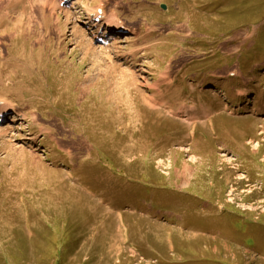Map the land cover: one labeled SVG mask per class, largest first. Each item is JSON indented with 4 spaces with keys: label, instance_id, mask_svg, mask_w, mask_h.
Returning <instances> with one entry per match:
<instances>
[{
    "label": "rangeland",
    "instance_id": "rangeland-1",
    "mask_svg": "<svg viewBox=\"0 0 264 264\" xmlns=\"http://www.w3.org/2000/svg\"><path fill=\"white\" fill-rule=\"evenodd\" d=\"M67 1L0 0V264H264V0Z\"/></svg>",
    "mask_w": 264,
    "mask_h": 264
},
{
    "label": "bare ground",
    "instance_id": "bare-ground-1",
    "mask_svg": "<svg viewBox=\"0 0 264 264\" xmlns=\"http://www.w3.org/2000/svg\"><path fill=\"white\" fill-rule=\"evenodd\" d=\"M65 0H60V2H64ZM79 1H81V0H78V2ZM101 1V0H100ZM49 2V1H48ZM48 2H47V4H48ZM47 5L45 4V7H46ZM50 7V6H49ZM101 9H102V11H103V18H102V16L100 15V13H101ZM100 18V19H99ZM40 20V19H39ZM85 22H87V23H89L91 26L89 27L90 29L92 28H96L97 29V32H101V27L103 26V25H105L106 27H105V29H104V31L103 32H101L102 33V35L101 36H95V38L96 39H100L101 38V40L103 41H105V42H107L106 41V33H109L110 35H108L107 37H109V38H112V36H111V34H113V33H115L116 31H118V30H120V29H122L123 30V28H125V29H128V27L127 26H124V24H126V23H124V21H122L119 17H118V15L116 14V13H114V12H112V13H107V10H106V7H105V5H103L102 3L101 4H99L98 6H95V7H93L92 9L91 8H89V9H87V15H86V17H85ZM130 26V25H129ZM129 30V32L131 31L132 33H135V31L133 30V29H131V28H129L128 29ZM96 32V33H97ZM84 33H85V30H84ZM139 35L137 34V37H138ZM116 39V38H115ZM125 40H127V37L125 38ZM102 49H108L109 48V43L107 44V45H102ZM165 72V71H164ZM169 73V72H168ZM165 74V73H164ZM242 93H244V96H248L249 94H250V91L249 90H244V91H242ZM156 93H155V91H153L152 92V96H154ZM10 108L8 107V106H1L0 107V116H4V114H7L8 115V113H7V110H9ZM189 110V109H188ZM188 110H186V112L185 113H183L184 115H190V114H188L187 112H188ZM12 119H14V118H12ZM5 120V119H4ZM3 120V121H4ZM0 122H2V118L0 117ZM49 164H51L50 162H49ZM136 253V252H135Z\"/></svg>",
    "mask_w": 264,
    "mask_h": 264
},
{
    "label": "crops",
    "instance_id": "crops-1",
    "mask_svg": "<svg viewBox=\"0 0 264 264\" xmlns=\"http://www.w3.org/2000/svg\"><path fill=\"white\" fill-rule=\"evenodd\" d=\"M193 239H197V238L193 237ZM197 240H198V239H197Z\"/></svg>",
    "mask_w": 264,
    "mask_h": 264
}]
</instances>
